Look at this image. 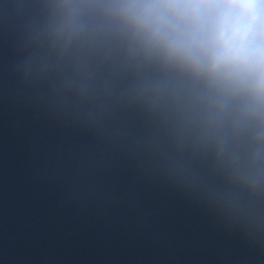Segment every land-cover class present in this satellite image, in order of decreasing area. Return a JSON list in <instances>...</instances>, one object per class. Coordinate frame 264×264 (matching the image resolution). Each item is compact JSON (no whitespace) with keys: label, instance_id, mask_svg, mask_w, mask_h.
I'll return each mask as SVG.
<instances>
[{"label":"water","instance_id":"water-1","mask_svg":"<svg viewBox=\"0 0 264 264\" xmlns=\"http://www.w3.org/2000/svg\"><path fill=\"white\" fill-rule=\"evenodd\" d=\"M117 2L0 0V264H264V104Z\"/></svg>","mask_w":264,"mask_h":264},{"label":"clouds","instance_id":"clouds-1","mask_svg":"<svg viewBox=\"0 0 264 264\" xmlns=\"http://www.w3.org/2000/svg\"><path fill=\"white\" fill-rule=\"evenodd\" d=\"M140 46L264 104V0H118Z\"/></svg>","mask_w":264,"mask_h":264}]
</instances>
